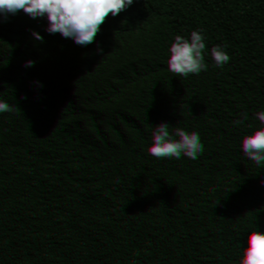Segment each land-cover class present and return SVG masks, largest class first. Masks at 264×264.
<instances>
[{
	"label": "trees",
	"instance_id": "obj_1",
	"mask_svg": "<svg viewBox=\"0 0 264 264\" xmlns=\"http://www.w3.org/2000/svg\"><path fill=\"white\" fill-rule=\"evenodd\" d=\"M137 3L114 50L80 33L85 0H0V264H264V181L245 197L228 167L264 144V10ZM156 87L182 94L160 119L139 107ZM96 118L108 148L81 168L66 142ZM88 206L116 225L107 246L75 223ZM207 216L251 243L165 253L170 220Z\"/></svg>",
	"mask_w": 264,
	"mask_h": 264
},
{
	"label": "clouds",
	"instance_id": "obj_2",
	"mask_svg": "<svg viewBox=\"0 0 264 264\" xmlns=\"http://www.w3.org/2000/svg\"><path fill=\"white\" fill-rule=\"evenodd\" d=\"M87 4L86 25L79 29L82 35L97 43H104L110 49H116L122 34L135 27L138 14L141 12L137 0H85ZM257 6L264 10V0H256ZM61 13L64 9H59ZM182 101V94H173L165 87H156L146 91L139 97L140 110L153 119L167 117L176 111ZM222 122L227 123L229 114L221 113ZM103 123L99 118L83 123L79 135L66 142L67 157L81 168L88 166L91 157L100 155L108 148L106 140L89 143V134L93 129L100 130ZM228 167L231 175L240 184V193L245 197L255 191L257 183L264 181V144L245 150L231 159ZM258 178L256 182L254 179ZM77 225H90L91 236L97 246H107L108 238L116 236V225L112 223L106 211L100 207L88 206L78 211L75 217ZM187 235L193 251L201 248L209 250L220 246H229L232 250L251 243L243 233L229 234L218 230L216 222L206 218L170 220L167 225V236L164 240V251L174 256L184 247L183 238Z\"/></svg>",
	"mask_w": 264,
	"mask_h": 264
}]
</instances>
